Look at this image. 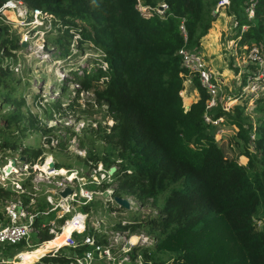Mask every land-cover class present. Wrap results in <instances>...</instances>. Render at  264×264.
<instances>
[{
  "label": "trees",
  "instance_id": "1",
  "mask_svg": "<svg viewBox=\"0 0 264 264\" xmlns=\"http://www.w3.org/2000/svg\"><path fill=\"white\" fill-rule=\"evenodd\" d=\"M22 1L56 21V31L46 32L44 38L51 55H66L73 37L78 47L87 42L100 52L104 66L82 67L81 73L69 71L80 89L92 91L112 120L95 130L101 146L90 149L91 138L78 142L79 146L89 144L79 158L90 166L101 162L107 169L114 164L112 194L130 196L138 204L155 208L143 219H127L123 224L128 232L142 227L152 234L150 243L127 249L129 261L123 264H136L137 255L138 264H264V92L255 99L253 117L243 113L244 103L228 109L217 104L206 110L211 117L222 116L220 124L236 128L232 140L240 141L241 148L233 156L226 155L214 137L217 125L202 118L207 93L198 80L193 78L198 98L187 108L180 92L185 69L178 50L201 49L203 38L212 39L210 22L218 0H143L150 5L166 2L163 16L140 15L136 0ZM251 1L253 15L247 17L244 9ZM226 13L233 14V37L239 47L252 42L264 46V0H229ZM2 29L0 101L1 106L11 108L0 111V149L15 150L29 131L46 134L54 126H44L35 115L24 116L19 110L23 100L13 96L15 86L2 61L14 56L11 49L20 43L0 21ZM57 141V145L63 143ZM18 149L29 170L41 161V146L26 144ZM240 154L246 158L244 163L238 161ZM54 166L67 164L55 162ZM30 177L31 173L21 180L25 190L19 193L20 202L30 210H43L44 198L33 202L34 206L29 202ZM14 193L0 186V200ZM64 217L56 219L58 225ZM257 220L262 221L260 226ZM33 225L37 232L31 233L38 246L26 250L23 260L0 264H75L72 252L80 255L86 248L80 243L67 246L50 241L53 232L39 215ZM58 225L54 227L57 232ZM75 236L79 239L80 234ZM95 259H102L96 251Z\"/></svg>",
  "mask_w": 264,
  "mask_h": 264
},
{
  "label": "rangeland",
  "instance_id": "2",
  "mask_svg": "<svg viewBox=\"0 0 264 264\" xmlns=\"http://www.w3.org/2000/svg\"><path fill=\"white\" fill-rule=\"evenodd\" d=\"M227 6L228 5L225 7L227 8ZM226 8L222 6L219 8L214 7L213 11L215 15L214 19L210 22L211 28L213 27L212 24L216 20H220V18L223 20V24L221 25L222 28L220 30L219 28L212 29V39L206 37L205 44L207 45L202 44L203 48H210V44L213 46L216 45L217 53L214 52L207 56L205 53H203L204 49L203 51L201 49L200 50L202 51L207 63L211 66V69H214L219 73L220 78L226 84L225 87L229 86L233 88L234 86L233 91H236V87L232 80L233 78L238 80L243 67L248 66L249 63L246 58V52L243 49L245 44H242L239 47L235 38L233 37V24L235 20L233 19V14L226 13ZM9 15L11 14L9 13ZM10 18H12L13 22L12 24H8L7 34L17 36V40L20 43L19 48L11 49V51L14 52V56H9L2 61V66L7 68V70L10 72L8 79H10L11 84L15 86V91L12 94L15 98L23 100L22 104H20L18 108L20 111H22L24 116L30 113L36 116L40 124L44 126L53 125L54 127L46 134L41 135L39 130L29 131L26 136L21 138L18 148H21L26 144L33 145L34 147L41 146L43 148L40 154L42 157L41 161L32 164L30 166L31 170H29L27 164L22 162L18 148L15 150H11L9 148L0 149V163L7 159H13L15 163V171L10 173L7 179L17 180L18 182L20 181V184L21 180L31 173V181L29 179L30 186H27L26 189L27 192L32 194L29 198V202L35 203L37 199H41V197L43 198V196L47 193H49L52 197L59 195L58 192H55V189L51 188V186L55 183L53 179L58 180L59 176L57 174H49L48 170L45 169L46 162L48 160H51L53 165L55 162H61L63 164L66 163L67 166H62L60 168L61 172H63L65 167L70 168L71 170L80 169L84 176H87L92 172L89 169L91 166L88 163L84 164L82 159L79 158V156L83 157L85 155V148H87L89 144L80 146L83 147L85 151L80 150L79 152H76L75 150L79 146L78 142H80L81 139H84V141H90L88 138H91L93 147L89 148H97L100 143L103 144L102 139L95 131L97 126L100 125L101 127H106V125H109L112 120L105 113L104 105L102 103H98L95 100L92 91L90 89H80L79 84L70 78V76L73 74L69 73V71H78V73H81L82 67L87 69L100 64L104 66L103 62L100 61L99 50L95 49L90 43L87 42L82 43L83 45L78 47L73 37L68 47V53L63 57L58 58L54 55H51L49 47L46 46L47 43L44 42L46 32L53 33L56 31L55 29L57 24L53 23L56 22L54 19H50L48 15L47 17L45 16L43 19H41V23L34 24L31 22V20H25L24 22H21L19 21V17H15V15ZM41 28H46L47 31L40 32ZM27 30L29 35L26 37L25 33ZM2 34L3 29L0 32V36H2ZM22 41L24 42L23 45H21ZM211 58L214 60V62H216L217 67L210 63V61H212ZM220 68H226L228 70L226 73L229 74H225L224 76V72L222 70V75L219 70ZM182 83L183 88L180 91L181 96L184 93L185 84L187 87H189V84L195 87V85L192 83V78L188 76L187 73H185ZM226 92L229 91L226 90ZM225 101L226 105L228 104L227 106H230L231 104L233 105L234 103H244L243 99H237L235 101L229 102V100L227 101L225 98ZM247 101L248 103L245 101V106L243 107L242 111L244 114H249L250 117H253L255 115L253 109L255 100L253 101V105L249 104V100ZM183 102L184 100H182V103ZM1 104L2 102L0 101V111L11 108V105L1 106ZM185 105L186 104H184V107ZM218 126L219 125H217V127ZM221 127L223 128V131L220 137L219 133H217V130L215 131L214 137L224 148L226 155H236L238 149L241 148V142L238 141L235 144L232 140L235 127L229 124L221 125ZM251 134L252 133H250V135ZM45 137H49V139L51 138L48 143L44 142ZM85 138H87V140ZM56 139H60L63 143L57 145ZM241 157H243L244 160H242ZM237 158L241 163H244L246 160V158L241 154ZM97 165L98 162L94 167H97ZM47 166L49 165L47 164ZM111 173L107 174L110 176ZM95 176L98 181L89 183V187L93 189L94 192L89 202L85 204L88 208L86 209L89 211L85 216L83 225L84 229H73L71 234L73 238L76 237L75 234L79 235L81 233L87 232L86 229L88 228L91 229L90 232H92V229L95 227H99L101 229L104 227H106V229L110 227L114 228L117 224L118 217H123L129 220H141L146 214H148V212L155 210V208L149 203H144L142 205L139 203L140 206H138L137 201H135V203L133 202V207L128 209L116 207L117 205L110 202L108 196H106L103 192L107 183L101 181L98 175ZM7 186L15 193L12 194L10 199H5H19V193L21 191L16 192L14 191L12 185ZM23 190H25L24 187ZM34 203L32 206H34ZM3 205L4 202L0 200V217L2 216ZM49 206L50 204L48 202L43 201V210L47 209ZM113 210L114 213H112ZM132 210H135L136 213ZM31 211H33V209H31ZM60 214L61 211L57 209L50 210L48 214L38 213L40 217L44 218L49 223L50 228H54L58 225L56 219ZM73 219L74 220L72 222H70L71 219L68 220L69 224L63 226L61 229L60 223L58 225L59 231L50 241H53V243H56L57 245L63 243L70 228L75 225L79 226V221H75L77 218L74 217ZM256 223L257 226H260L262 221L257 220ZM135 232L145 233L152 238V234L146 232L142 227H137L135 230L130 231V233ZM27 240L30 243L29 250L38 246L35 245L36 242L32 233H29ZM50 241H48V243ZM21 245L22 244L20 242L16 244H4L3 247H0V253L2 256H8L13 254L16 249H21ZM59 247L60 246L57 248ZM25 252L26 250L18 252L17 256H19L20 260H23V255ZM40 256L41 254L37 258ZM33 261H26V263ZM91 264L111 263L103 259H92Z\"/></svg>",
  "mask_w": 264,
  "mask_h": 264
},
{
  "label": "built area",
  "instance_id": "3",
  "mask_svg": "<svg viewBox=\"0 0 264 264\" xmlns=\"http://www.w3.org/2000/svg\"><path fill=\"white\" fill-rule=\"evenodd\" d=\"M228 4L229 0H218L215 8H219L221 6L226 8L225 6ZM135 8L142 16H149L153 13L158 16H163L165 9L167 8V4L164 1H159L155 5H150L145 3L143 0H136ZM244 10L246 11L247 17L252 16L253 2L251 1ZM9 13L11 15H9ZM13 14L15 17H19V21L21 22L31 20L34 24L41 23V19L48 16V14L44 13L39 8L27 7L22 0H3L0 3V21L6 25L12 24L13 21L10 17H13ZM180 28L183 30L182 25H180ZM42 31L44 32L47 30L46 28H41L40 32ZM27 35H29L28 30L25 33L26 37ZM243 49L246 52V58L249 65L243 67L241 72V74L243 73V76L240 74L238 80L233 78L232 82L236 87V91H233L234 86L233 88L229 86L225 87L226 84L220 78L219 73L214 69H211V66L205 60V57L200 49L180 47L178 50L180 54V63L185 69L183 77L185 76V73H187V75L192 78V83L193 78L195 77L198 80L199 85L207 93V97L205 99V111L202 113V118L212 124L219 125L215 129V131L217 130V133H219V137L223 131L221 125L225 124H220V122L224 119L222 116L211 117L206 110L217 104L222 109L230 108L232 104L227 106L228 104L226 105L225 98L227 101L229 100V102L237 99H243L244 106L245 101L248 103L247 100H249V104L253 105V101L256 97L264 92V46L261 43L256 44L252 42L249 46L245 44ZM226 90L229 92H226ZM250 137H252V134ZM46 138L47 137L44 138V142L48 143L51 138L48 140H46ZM80 150L85 151V149L80 146H78L75 151L79 152ZM47 162L45 169L48 170V173L57 174L59 176L58 180L53 179L55 183L51 186V188L55 189V192H58L59 194V191L68 186L70 188V192L64 196L59 194L58 196L55 195V197H52L49 193H47L43 196V198L50 204V206L47 209L40 211L29 210L26 207L27 205L20 202V199L18 198L14 200H2L4 205L2 209V216L0 217V247H3L4 244H16L19 242L22 245L21 249H16L13 254L8 256H2L0 253V263L8 262V257H11V260H19V256H17L18 252L29 250L30 243L27 240L29 233L37 231L33 225L34 218L38 215V213L47 214L50 210L56 209L61 211V214L58 217L65 215L61 222L60 229L68 222V220L73 219L74 217H77V220L80 221L79 226L75 225L70 228L63 242V244L67 246L77 245L78 243L86 245V248L82 250L80 255L72 252L75 264H89L93 259L94 251L97 252L98 257L111 264H123V261H129V255L126 252L129 247L134 244H147L152 240L151 236L145 233H130L127 229H123V224L127 223V219L123 217L117 218V224L121 226H115L114 228L110 227L107 229L106 227L102 229L99 227L93 228L92 230L96 231L98 234L96 237L93 231H87L81 233L79 239L73 238L71 236L73 229H84L83 225L85 216L89 210L81 209V207L89 202L94 192V190L89 187V183L98 181L95 176L98 175L101 181L107 183L103 192L106 196H108L110 202L117 205L112 198V186L114 185V182L111 180L109 174H107V169L103 167L101 162H98L97 167L91 166L89 169L92 172L87 176H84L80 169L71 170L70 168L65 167L63 172H60L59 169L62 166L55 167L52 164L50 168L47 166ZM10 163L11 165L6 167V165ZM14 171L15 163L13 159H7L0 163V186L5 187L7 185H12L14 191L22 192L23 187L21 186L20 181L18 182L17 180L7 179L8 175ZM31 178L32 177H30V181ZM122 197H125L129 201L130 207H133L135 200L132 199V197ZM137 205L140 206V204ZM112 213H114V210ZM40 225H44V222H40ZM48 231L53 232V236L57 233L54 228L50 227L48 228ZM132 235L135 237L134 240L130 239ZM135 261L136 264L140 262L139 255H137Z\"/></svg>",
  "mask_w": 264,
  "mask_h": 264
},
{
  "label": "crops",
  "instance_id": "4",
  "mask_svg": "<svg viewBox=\"0 0 264 264\" xmlns=\"http://www.w3.org/2000/svg\"><path fill=\"white\" fill-rule=\"evenodd\" d=\"M223 24V20L220 18V20L218 19V20H216L212 25H213V29L214 28H219V30L222 28V25ZM207 35V34H206ZM206 37V36H205ZM207 45V44H205V38H203L202 40H201V42H200V48H201V50L203 51V49H204V51H203V53H205L207 56H209L210 54H212V53H214V52H216L217 51V46L215 45V46H213L212 44H210V48H203L202 46L203 45ZM219 50V49H218ZM217 53V52H216ZM212 59V58H211ZM207 60H208V58H207ZM210 61V60H209ZM213 62V63H212ZM210 63L213 65V66H215V67H217V65H216V62H214V60L212 59V61H210ZM220 70V72L223 70V72L226 70V71H228L226 68L224 69V68H220L219 69ZM221 74H222V72H221ZM224 74V73H223ZM222 74V75H223ZM225 74H229V73H225ZM225 76V75H224ZM182 97V100H184V98H186L185 100H186V105L188 106L189 105V103L190 102H192V101H195L197 98H198V91H197V89L195 88V87H193L192 85H190L189 84V87H187L186 86V84H185V90H184V93H183V95L181 96ZM183 105H184V102H183ZM186 105H185V107H186Z\"/></svg>",
  "mask_w": 264,
  "mask_h": 264
},
{
  "label": "water",
  "instance_id": "5",
  "mask_svg": "<svg viewBox=\"0 0 264 264\" xmlns=\"http://www.w3.org/2000/svg\"><path fill=\"white\" fill-rule=\"evenodd\" d=\"M24 44V42L22 41L21 42V45H23ZM45 45V44H44ZM186 108H187V105H186ZM48 165L49 166H51L52 165V161L51 160H49L48 162ZM115 169V165H110L109 167H108V169H107V173H111L113 170ZM70 192V188L69 187H64L61 191H59V194L61 195V196H64V195H66L67 193H69ZM105 194V193H104ZM106 195V194H105ZM112 198H113V200H114V202L118 205V206H120V207H123V208H130V206H129V201L125 198V197H122V196H118V195H112ZM8 260H11V257H8Z\"/></svg>",
  "mask_w": 264,
  "mask_h": 264
},
{
  "label": "bare ground",
  "instance_id": "6",
  "mask_svg": "<svg viewBox=\"0 0 264 264\" xmlns=\"http://www.w3.org/2000/svg\"><path fill=\"white\" fill-rule=\"evenodd\" d=\"M10 165H11V163L8 164V165H6V167H9ZM59 171L61 172L60 169H59ZM75 218H77V217H75ZM73 220H74V219H71L70 222H72ZM76 220H77V219H75V221H76ZM77 223H78V221H77ZM68 224H69V221H68L66 224H64L63 226L68 225ZM79 225H80V221H79ZM68 228H69V227H68ZM134 238H135V237L132 235L130 239H131V240H134ZM45 243H48V241H45ZM9 261H11V260H9Z\"/></svg>",
  "mask_w": 264,
  "mask_h": 264
}]
</instances>
